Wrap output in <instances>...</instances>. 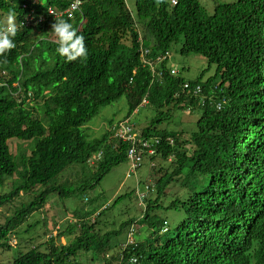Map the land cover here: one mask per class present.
<instances>
[{
    "label": "trees",
    "instance_id": "trees-1",
    "mask_svg": "<svg viewBox=\"0 0 264 264\" xmlns=\"http://www.w3.org/2000/svg\"><path fill=\"white\" fill-rule=\"evenodd\" d=\"M99 1L88 7L82 24L79 18L67 20L84 37L87 58L66 62L55 52L58 45L34 37L23 26L15 47L0 55V73L5 74L0 76L5 83L0 85V185L10 179L8 190L0 193V208L12 204L11 214L0 223V251L11 252L4 264H129L133 257L137 264H264V0L251 8L247 42L239 35V49L225 51L219 60L200 45L199 31L162 38L164 29L156 19L172 18L176 24L177 13L169 15L165 9L147 20L141 17L156 39L151 57L174 40L184 58L202 55L208 69L213 65L214 75L202 83L209 98L202 106L195 96L178 91L184 77L172 76L162 66L161 75L152 78L133 49L116 43L119 33L131 27L128 20L102 29L107 16L122 11ZM55 2L58 7L65 4ZM148 4H141L144 14ZM19 7L20 0H0V16ZM145 94L154 114L133 131L148 145L114 136V115L99 136H89L88 127L104 106L124 97V116L129 117ZM187 119L190 129L184 127ZM14 139L21 143L13 151ZM131 147L143 154L152 148L160 158L157 178L148 185L154 200H147L139 236L114 250L97 225L103 210L88 220L101 204L93 203L86 211L79 202L69 213L76 221L67 222L54 237L34 245L33 238H23L12 248L10 236L28 231L33 225L27 219L35 212L37 228L45 227L43 207L49 196L65 203L85 194L114 166L128 161ZM167 160L170 169L164 166ZM141 180L145 177L138 181L142 186ZM179 180L186 190L180 195L171 187ZM126 196H115L109 205ZM158 208L182 211V220L164 230L167 219L155 213ZM25 223L27 229H20ZM58 236L65 243H57ZM80 252L90 255L89 263L78 259Z\"/></svg>",
    "mask_w": 264,
    "mask_h": 264
},
{
    "label": "clouds",
    "instance_id": "clouds-1",
    "mask_svg": "<svg viewBox=\"0 0 264 264\" xmlns=\"http://www.w3.org/2000/svg\"><path fill=\"white\" fill-rule=\"evenodd\" d=\"M55 1L56 0H20L18 12L1 15L0 55L9 52L15 47L14 38L17 35L18 29L23 26L24 28H31V34L34 37H40L58 45L55 52L58 56L64 58L66 62L76 61L78 58H87L88 49L85 46L84 37L79 35L77 33L78 29L76 30L67 20L74 21L79 18V23L82 24L85 20L84 14L88 11V7L93 5L94 0H65V4L61 7H58ZM144 1H148L149 3L147 5L146 14H144V7L141 9V4ZM259 1L260 0H100L99 2L103 5L115 6L122 11L121 14L107 16L100 25L102 29H110L113 25H119L128 20L132 30H130V27L127 28V31L124 33H119V38L116 43L122 44L126 48L133 49L138 56L141 67L148 68L152 78L161 75L162 66L168 70L170 75L176 76L178 75V70L177 66L174 64L176 61L173 53H175V55L180 53L178 49L179 46L176 45L177 41H175V43L174 40L171 41L167 49L159 51L155 57H151L150 54L156 39L153 33H149L142 22H140L141 17L147 20L154 17V15H159L158 13H162L165 9L168 10L169 15H176L177 13L176 24L172 23V18L164 20L161 18L156 19L155 23H161V27L164 29L165 35H163L162 38L175 35H179L183 38V34L192 35L193 32L199 31V37L203 38L200 41V45L204 44L208 55L219 60L224 56L225 51L235 52L239 49L240 46H237L236 43V39L239 35H245L243 40L247 42L250 27H252L250 18L251 8ZM85 4L86 6L84 7ZM228 5L233 6L229 8L227 7ZM211 9L212 11L209 12ZM5 19H8L7 22L3 21ZM179 31H181L182 34H178ZM145 40L148 42L147 47L144 45ZM191 56L195 57L196 60H204L205 64L207 63L206 58L202 55L195 54ZM183 68L187 67L183 65ZM136 69L137 68L132 69V75L135 74ZM203 73L204 71H202L199 77H202ZM3 75L5 74L2 71L0 76ZM212 75H214V73ZM205 81L200 79V81L195 82L194 80L185 79L180 84L178 91L183 94L195 96L198 104L202 106L204 99H209L208 96L203 94L204 87H202V83ZM131 82L132 77L128 79V84ZM0 85H5V83L0 80ZM124 103L127 111V104L125 101ZM147 105H149V102L145 94L139 104L131 111L130 116L136 112L138 107H145ZM215 106L219 109L222 106V102H216ZM130 116H123L118 121L113 119V126L111 128L112 131H114L113 135L118 136V138L126 142H139L138 144L148 145L145 140L139 138L136 131H133L136 127L130 121ZM151 149L152 148L145 150L147 152L146 154H143L142 150L135 153L132 147L128 150L127 162L129 164V170L127 176L130 175V172L134 173L140 168L143 164V160L152 161L154 158H158L155 156L156 153L153 152V149ZM93 156L95 155L93 154ZM172 157L173 156H169L168 160H171ZM182 177L183 173H179V179ZM141 182L143 183V188L136 187L135 193L140 202L138 206L144 201L145 205L142 208V211H144L147 200L152 199L153 196L147 195L150 193L148 180H141ZM137 185H139V183H137ZM183 192L185 193L186 190ZM98 210L95 213L98 214L101 211ZM181 216L178 223L182 220ZM184 220L187 219L183 217V221ZM184 223L188 225L190 221H185ZM134 224L131 223L130 225ZM164 226V230L168 228L167 220ZM124 228L125 227L121 229ZM135 232H137L136 229L132 231V234L134 235ZM132 240L133 236L129 237V241L123 244L122 248ZM129 260V264H137L135 257L129 258Z\"/></svg>",
    "mask_w": 264,
    "mask_h": 264
},
{
    "label": "rangeland",
    "instance_id": "rangeland-1",
    "mask_svg": "<svg viewBox=\"0 0 264 264\" xmlns=\"http://www.w3.org/2000/svg\"><path fill=\"white\" fill-rule=\"evenodd\" d=\"M226 1V0H222ZM212 9L209 11L211 12ZM8 19L3 20L4 22H7ZM139 27V26H137ZM38 35V34H37ZM175 56L174 63L177 66L178 74L184 77L185 79H197L202 71H204L201 79L202 81H205L206 78L214 73V67L211 66L209 69L207 68V65L204 63V60H196L195 57L190 56L188 58H184L183 56L173 53ZM187 67V69L183 68V65ZM205 64V65H204ZM204 65V66H203ZM125 98L121 97L117 101L113 102L112 104H109L108 106H104L100 113L93 118V121L91 123V126L88 127V134L90 137L93 138V136H99L102 131H104L105 128H107L106 125V119L111 118L112 115L113 119L115 121L120 120L126 111L125 107ZM154 114L153 108L151 109L150 105H147L145 107H138L136 112H134L130 116V121L135 125L136 129H140L141 127H144L150 119V117ZM99 120H105L102 121L101 124H98L97 121ZM105 127V128H104ZM184 127L186 129H190L192 125L188 123V119L184 122ZM21 142H18L16 139L11 141V146L14 151L15 146ZM160 158H154L152 161L143 160L142 166L138 168L134 173H130L129 176H127L128 170H129V164L128 162L120 163L116 166H114L99 182V184L93 188L88 190L83 195H77L74 198H68L65 200V203L62 201L61 203L57 200V196L52 194V196H49L47 199V203L43 207V217H45L46 221L44 222L45 227L42 229L37 228L39 225L35 223L37 221L38 212H35L30 218L27 219L28 224H32L31 228L22 233L18 234L17 238L16 236L11 235L10 244L12 248L14 246H17V242L22 241V239L27 238H33V241L31 243L37 244V242H41L44 239H46L49 236H55L57 234V231H59L61 228H64V225L67 222H75L69 213L73 211L74 206L77 203H83L84 209L88 211L90 207L93 205V203L101 204L99 210H103L102 216L98 217L97 225L100 226L101 234L107 236L108 234V241L118 250V248H122L123 244L127 243L129 241V237L135 238L138 235L135 232L134 235L132 234L133 230H138L142 223L141 222V216L143 214V206L145 205L144 201L142 204L138 206L140 203L136 196L135 190L136 187L143 188L140 185H137L138 180L144 176L145 180H148L149 184L153 183V181L157 178V173L155 172L158 169V161ZM165 167H168L170 169V163L167 160L164 164ZM151 168V169H150ZM180 181L174 182L171 187H173V192H176L177 194H181L184 191V187L180 184ZM5 184L0 185V193L5 192L9 188L10 179H6ZM126 193L128 196L122 198L121 201L116 203L115 205H109L111 201L114 199L115 196ZM153 192L150 191L148 196H153ZM22 198L26 196L21 195ZM78 197V198H77ZM77 198V199H76ZM85 198L90 199L88 202H86ZM153 199V198H152ZM167 199V198H165ZM154 200V199H153ZM53 201H58L53 203ZM163 202V200H161ZM168 204V201L165 202V205ZM15 205V203L13 204ZM11 208L12 204L8 203L6 206H3L0 208V223H4L5 216L11 214ZM66 208V210H65ZM166 208V207H163ZM158 209H155V213H159V216H162L167 219L168 221V229L172 230L180 220V216L183 214L182 211H177L175 209H167L160 211ZM98 210V211H99ZM97 213L89 217L90 220H94L96 218ZM150 214H152L150 212ZM123 225L122 223H127ZM60 223V224H59ZM131 223H135L134 225H130ZM96 224V222H95ZM27 224H23V226L20 228L27 229ZM59 226V229H57ZM122 227H125L124 229H121ZM44 232H47L45 234ZM38 235H41L39 238H37ZM136 235V236H135ZM20 238V240H19ZM141 238V237H140ZM18 239V240H17ZM57 243H65V239L62 236H58L56 239ZM15 250H13V253ZM11 252H2L0 251V264L5 263V256L9 255ZM110 253V252H109ZM108 253V254H109ZM89 254L88 253H82L80 252L78 254V259L80 261H83L84 263H89ZM96 264V263H94ZM99 264V263H97ZM103 264V263H102Z\"/></svg>",
    "mask_w": 264,
    "mask_h": 264
}]
</instances>
